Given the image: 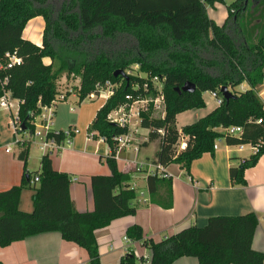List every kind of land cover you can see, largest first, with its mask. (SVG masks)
<instances>
[{"label": "trees", "instance_id": "16d2710c", "mask_svg": "<svg viewBox=\"0 0 264 264\" xmlns=\"http://www.w3.org/2000/svg\"><path fill=\"white\" fill-rule=\"evenodd\" d=\"M216 4L227 10L222 25L207 14ZM37 17L45 22L40 46L23 36ZM7 53H16L22 64L0 70V98L6 92L19 101L20 134L34 133L33 120L57 100L64 76L81 77L76 89L81 103L97 92L98 83L121 84L88 128L89 135L104 139L110 148L105 158L110 174L91 177L93 210H76L70 196L72 178L54 169L50 155H43L38 171L28 172L30 144L17 143L24 175L19 185L0 192L2 248L55 232L86 250L87 264H102L96 232L136 215L138 209L130 176L118 169L115 159L114 137L128 130L109 123L107 116L127 95L137 97L144 87L152 88L154 77L164 79L166 113L163 118L141 114L140 127L148 130V142L158 141L156 166L176 164L189 172L195 160L214 152L219 139L228 146L251 145L257 150L229 170L232 184L244 186L246 170L264 156V104L258 89L264 86V0H248L247 5L246 0H0V62ZM135 65L145 77H114L116 71L126 74ZM186 83L196 91L178 93ZM244 83L249 88L237 91ZM223 87L233 98L178 130L179 114L204 109L203 95L220 96ZM228 127H242V133L229 137L222 132ZM52 136L58 143L65 139L62 132ZM182 137L187 146L179 150ZM147 186L152 204L172 208V178L150 174ZM26 189L33 193L31 213L20 209ZM258 225L257 215L248 213L211 218L203 228L190 226L159 242L145 240L137 225L128 228L126 237L149 250V264H173L182 258H195L199 264H264V253L252 246ZM120 264H137V257L130 251Z\"/></svg>", "mask_w": 264, "mask_h": 264}, {"label": "crops", "instance_id": "0c3cea01", "mask_svg": "<svg viewBox=\"0 0 264 264\" xmlns=\"http://www.w3.org/2000/svg\"><path fill=\"white\" fill-rule=\"evenodd\" d=\"M224 1L228 4L226 0ZM207 14L218 25H222L227 18V10L222 13V17H225L223 23L217 21L211 12L209 14L208 9ZM44 26L45 22L42 17L31 20L27 26L29 31L26 29L24 31V39L40 46L42 35L40 40V35L37 33L39 34V31L43 33ZM65 79L62 77V82ZM72 84L70 85L72 90L66 94V102L75 98L79 109L74 113L75 109L70 107L73 117L68 121H62L57 116L59 105L57 104L54 113V131L79 127L81 132L74 137L71 146L58 153H53L50 158L56 171L71 176L70 196L76 210L82 213L90 212L94 208L91 177L110 174L105 162V158L110 154V148L100 138L86 140L88 128L97 112L105 105L104 100H90L96 101L94 108H85V103L89 100L81 103L76 90L79 87L78 80ZM240 87L243 91L249 88L246 83ZM263 96L264 89L259 96L262 102ZM205 103L207 106L208 103L206 101ZM19 105V101L11 98L8 110L0 108V192L19 185L24 175V164L18 158L19 148L12 144L13 133L10 126V120L18 114ZM210 112L198 118L195 116L194 122ZM132 136L133 144L139 146V153H134L132 147L124 149L120 152L118 159L116 158V163L121 172L130 176L129 186L137 193L138 209L136 215L116 220L105 229L96 232L102 264H120L128 250L135 252L137 264H149V250L141 242H133L126 237V231L134 225L142 228L145 240L159 242L190 226L203 228L211 218L235 217L248 213H255L259 220L253 239V249L264 253V156L260 158L255 167L246 170V185L244 186L232 184L229 170L239 166L242 159L249 158L253 150L250 146H244L239 151V147L228 146L224 139L216 141L217 150L213 153L204 154L200 159L195 160L189 172L176 164L168 166L165 170L172 178L173 206L166 210L150 202L147 170L139 173L134 171L138 162L153 163L158 141L148 142L147 135H138V130L135 133L132 131ZM19 140L29 143L30 147L31 144H36L39 149L40 142H36V138H31L28 132L20 134ZM8 147H11L10 153L6 152ZM246 149H249V152L244 154ZM43 155L40 151L34 167L30 165L29 151L28 172H36L40 169ZM32 195V191L29 197L26 193L22 194L20 209L23 212H32ZM88 261L89 256L86 250L75 243L63 240L61 235L55 232L29 237L6 248L0 247V262L3 264H87ZM173 264L199 263L195 258H182Z\"/></svg>", "mask_w": 264, "mask_h": 264}, {"label": "built area", "instance_id": "2783aa9c", "mask_svg": "<svg viewBox=\"0 0 264 264\" xmlns=\"http://www.w3.org/2000/svg\"><path fill=\"white\" fill-rule=\"evenodd\" d=\"M22 64V59L16 53H7L5 55V62H0V70L11 69ZM6 82V80H5ZM163 84L164 79L159 77H154L151 79L152 88L146 86L143 88L141 95L134 97L133 95H127L125 102L119 105L117 108L110 111L107 116V121L111 124L117 125L120 128H125L128 130L127 134L119 135L114 137V142L116 144L115 148V159H118V156L121 151L124 149H129L132 147L135 153H139V146L133 144L134 138L132 136L133 128L135 127L134 122H141V114L150 113L152 117L163 118L166 113V103L163 94ZM107 90L104 91L102 86L97 87V92L89 95L86 100H104L108 101L115 93L114 86L110 82L105 84ZM211 97L214 99L217 106H221L223 102L222 95H218L217 92H211ZM261 92L259 93V96ZM66 99V94H60L57 100L53 101L49 106L42 108L40 115L35 117L32 122L33 127L35 128L34 133H30L31 138H39L41 141L39 143L40 151L45 155H52L53 153H58L63 151L67 147L73 144L74 137L79 134V131L76 128H68L63 131H54V113L55 107L60 102H63ZM11 96L9 93L4 92L3 96L0 98V108L9 109V102ZM261 123V120L258 121ZM137 125V124H136ZM10 126L13 133V145L17 146V143L22 142L19 140L21 129V122L19 120L18 114L10 120ZM60 132L64 135V141L58 143L55 140V137L52 134L58 135ZM222 132L229 137H237L242 133V127H228L224 128ZM162 133V131H159ZM87 141L94 139V136L87 135ZM105 142L104 139L100 138ZM187 146V141L185 137L180 138L178 142V149L184 150ZM239 147V151L243 149L244 146ZM251 149L254 151L257 150L256 147L251 146ZM214 151L217 150L216 144L214 145ZM7 153L11 152V147H8L6 150ZM147 170L146 172L150 174H158L159 176L169 179L171 176L166 172L165 168L162 166H156L154 163H143L138 162L135 165L134 171L139 173ZM130 252L129 250L127 251ZM135 254V252H133ZM136 256V254H135Z\"/></svg>", "mask_w": 264, "mask_h": 264}, {"label": "rangeland", "instance_id": "374dc122", "mask_svg": "<svg viewBox=\"0 0 264 264\" xmlns=\"http://www.w3.org/2000/svg\"><path fill=\"white\" fill-rule=\"evenodd\" d=\"M228 4L232 3L233 0H226ZM208 12L210 14H212V16H214V18L217 20V21H220L221 23H223L225 17L223 18L222 16V13L226 12V7L225 5L223 4H216L214 8H211L209 7L208 8ZM26 31H29V28L27 27L26 28ZM43 33L39 31V34L37 33V35H40L39 36V39L41 40V35ZM49 60H46V63H48ZM126 75L127 76H142V77H145V74L141 73L140 70H139V67L138 66H133L131 69L127 70L126 71ZM66 79L62 82V78L60 79V81L58 82V91L60 94H68L69 91L72 90V87H70V85H73L72 83H74V81L78 80V89L80 88V85H81V77L78 76V75H69V76H64ZM109 82V81H107ZM98 83L97 86H96V89L98 86H102V88H104V91L107 90L105 84L107 83ZM111 83V82H110ZM112 86H114V89L116 90L121 82L117 83V84H113L111 83ZM259 90H263L264 88L261 89V87L258 88ZM237 91H243L242 90V87H238L236 89ZM259 91V92H261ZM203 99L204 101H206L208 104L207 106L204 108V109H194V110H189V111H186V112H183L181 113L179 116H178V119H177V128L178 129H181L183 128V126L185 125H189L191 123H193L196 119L195 116H202V115H205L206 113L210 112L211 110H213L215 108V106L217 105L215 103V101L212 99L210 93H205L203 95ZM98 101V100H96ZM96 101H90L85 103V108H94V104L96 103ZM263 102H264V96H263ZM70 107H73L75 109V112H77V110L79 109L78 105L75 103V98H71L68 102H65V103H59L58 105V108H57V116H58V119L59 120H62V121H68L69 119H71L73 117V114L70 113ZM8 113V112H7ZM1 116V115H0ZM72 121V120H71ZM70 121V122H71ZM135 124V127L133 128V133L136 132V130H138V135H141V136H146L147 135V141H148V134L149 132L146 131V129H143L140 127L138 121L137 122H134ZM137 124V126H136ZM22 129V128H21ZM77 130L79 132H81V129L78 127ZM221 131V130H219ZM140 138V136H139ZM36 142H40V139L39 138H36ZM249 152V149H246L244 154L248 153ZM135 153V152H134ZM40 154V151L38 149V147L36 146V144H31V147H30V155H31V162H30V165L31 166H36L37 164V161H38V155ZM139 191V190H138ZM140 192V191H139ZM30 195L31 193V190H26L23 192V195Z\"/></svg>", "mask_w": 264, "mask_h": 264}, {"label": "water", "instance_id": "95a60500", "mask_svg": "<svg viewBox=\"0 0 264 264\" xmlns=\"http://www.w3.org/2000/svg\"><path fill=\"white\" fill-rule=\"evenodd\" d=\"M247 3H248V0H246V5ZM118 76H122L124 78L127 77L126 74L122 70H118L114 73V77H118ZM176 91L178 93H194L196 91V86L191 83H186L182 88H177ZM221 93H222L223 99L226 100L227 102L231 98H233V94L230 92L228 87H223L221 89ZM21 127H22V130H24L23 125Z\"/></svg>", "mask_w": 264, "mask_h": 264}]
</instances>
